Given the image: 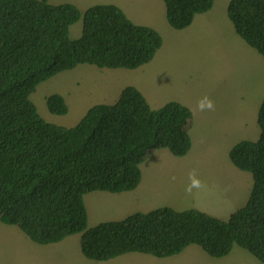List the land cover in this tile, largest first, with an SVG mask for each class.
<instances>
[{
	"label": "trees",
	"instance_id": "16d2710c",
	"mask_svg": "<svg viewBox=\"0 0 264 264\" xmlns=\"http://www.w3.org/2000/svg\"><path fill=\"white\" fill-rule=\"evenodd\" d=\"M163 1L170 26L183 29L214 0ZM227 13L236 32L264 56V0H230ZM80 19L82 34L71 38L69 28ZM161 46L157 30L133 22L114 4L82 12L68 2L0 0V220L43 245L82 232L83 254L99 261L129 252L168 257L196 244L212 257L237 245L264 263V98L259 138L229 151L237 168L252 173L253 186L227 220L162 206L87 228L85 194L135 189L140 164L155 149L188 153L192 111L178 101L153 109L137 88L126 86L115 103L95 104L65 127L47 122L30 95L39 83L82 63L136 69ZM46 104L55 114L68 111L58 94Z\"/></svg>",
	"mask_w": 264,
	"mask_h": 264
},
{
	"label": "rangeland",
	"instance_id": "374dc122",
	"mask_svg": "<svg viewBox=\"0 0 264 264\" xmlns=\"http://www.w3.org/2000/svg\"><path fill=\"white\" fill-rule=\"evenodd\" d=\"M217 1L220 2L222 11L226 13L229 0ZM99 2L117 5L127 17L134 20L133 22H141L142 25L143 23L150 24L154 19L158 21L159 15L167 22L163 0H99ZM82 28V19H80L70 26L69 36L74 39L80 37ZM164 38V48L162 50L159 48L155 59L144 68H101L94 64H78L72 69L61 71L39 83L30 95V99L47 122L71 127L93 105L115 103L121 90L126 86L137 88L153 109L169 101H198L203 96H208L216 107L219 104H233L238 92L245 93L247 106L251 108L245 118L247 128L245 137L237 139H234L233 135L212 137L210 142L194 140L188 152L189 156L186 158L188 162L181 165L190 170L197 169L198 178L207 185L206 189L200 191L194 189L193 193L188 194L187 197L184 188L189 182L187 177L190 170L184 177L175 176L178 168L170 175L165 174L164 168L178 166L170 162L168 155L172 153L168 148H158L155 154L151 151L148 153L140 169L143 170V175L149 185L160 188L159 197L152 198L149 204L140 203L139 209H127L131 214L145 213L169 203L177 206L173 209L178 211L198 209L221 220L228 219L233 212L245 204L253 186L252 173L237 168L230 160L229 150L241 140L256 141L259 138L257 110L258 102L264 94V82L260 80V66L248 52L236 49L232 41H223L221 46L214 44L208 54H204L202 49L198 48L197 54H193L191 48L186 53V50L181 47L184 43L180 42L175 35L168 36L164 33ZM237 39L240 42L237 46L248 47L256 51L240 38ZM255 89L261 92L252 96L251 93ZM52 94L63 96L68 106L67 113L55 114L49 111L46 100ZM187 107L190 109L189 106ZM227 127L228 124L224 121L222 125L216 123L209 129L217 132ZM151 169L154 170L153 177ZM171 177H175L174 180H184L181 182V191L173 190L170 182L174 180ZM178 183L176 181L174 185ZM218 192L222 194L215 203L210 193L215 196ZM98 193L103 192L92 191L86 195V204L92 214L87 222L88 229L99 222L120 220L125 214L124 211H116L117 201L109 199L105 201L104 197H100V212L98 216H95L94 201L88 197ZM171 194L176 196L171 197ZM109 204L115 213L109 211ZM197 204L205 205L197 207ZM82 235V232H77L65 237L61 242L43 246V244L32 241L17 226L5 224L0 220V264H98L99 260L90 259L83 254ZM193 246L200 253L208 255L200 246L196 244ZM239 249L245 255L252 257L251 264H264L247 250L240 247ZM123 255H119L121 257L113 264H139L140 262V259H133V255ZM143 255L149 260L152 257L149 254ZM186 264H195L189 255L186 257Z\"/></svg>",
	"mask_w": 264,
	"mask_h": 264
},
{
	"label": "crops",
	"instance_id": "0c3cea01",
	"mask_svg": "<svg viewBox=\"0 0 264 264\" xmlns=\"http://www.w3.org/2000/svg\"><path fill=\"white\" fill-rule=\"evenodd\" d=\"M47 1L55 5L66 3V2L72 3L76 5L81 11L82 10L84 11L87 8L93 5H96V4H103L99 2V0H47ZM229 1L227 2L226 8L228 6ZM226 13L222 11L220 2L217 0H214L212 7L206 12L196 14L192 20V23L186 28H183V29L173 28L172 26H170L169 23H167L168 21L166 22L161 17V15L158 16V21L154 19L152 20V23L150 24L143 23V25H148L160 33V35L162 36V46L160 47L161 50L164 48V44H165L164 33H166L168 36L175 35L176 37H178L179 41L184 43V46L181 45V47L186 50V53L191 48L193 49L191 50V53L193 54H197V48L202 49L204 54H208L210 53V50L214 46V44L215 46H221V43L223 41H232L235 44L236 49H238L239 51L243 50L244 52H248L253 57V60L260 66V80L264 82V56L261 53H259L256 49H255L256 51H253L252 49L248 47L237 46L240 44L237 38H240L245 44L247 43L236 32L232 21L230 20L229 17H227L228 13L227 15ZM228 20H230L231 23ZM135 23L142 24L141 22H135ZM155 56L149 63H146L136 69L144 68L145 66L150 64L155 59ZM260 92L261 91H258L255 89L251 93V95L256 96ZM186 96H190V95H186ZM263 98H264V94H262L261 100L258 102L259 106ZM233 101H234L233 104L231 103H228L227 105L219 104L218 106L215 107L214 111L200 112L196 109L197 101L178 100V102L189 106L192 111V120L187 129L190 135V138H191V144H193L194 140L196 142L197 141H203V142L209 141L210 142L212 137H229L231 135L234 136V139L235 138L237 139L239 137H245L247 133L245 118H246L247 112L250 111L251 108L247 106V103L245 100V93L242 94L241 92H238ZM257 113H258V110H257ZM224 121L228 124V127L226 129H220L217 132H213L209 129L212 125L216 123H218L219 125H222ZM242 139H245V138H242ZM157 150L155 149L151 151V153L155 154L156 152H158ZM187 156H189V153H187L184 156H176L174 154L168 155V157L170 158V162L173 165H177L178 167L164 168L163 172L167 175H170L172 171L178 168L175 171L176 172L175 176L184 177L190 170V168L181 167V165L186 164L188 162L186 160ZM153 172L154 170L151 169L152 177H153ZM141 175L143 178L141 179V182H139L140 184H138V186L133 190L117 192V193L98 190L96 191V193L97 192H103V193L90 195L88 198L93 199L94 201V205H93L94 210H95L94 215L98 216V213L100 212V206H101L100 197H104L105 201H108V199L117 201L118 204L115 205L116 211L118 212L124 211L123 213H125L122 216V218H125L126 216L131 214L128 212L127 209H139L138 207L140 203L149 204L151 203L152 198L159 197L160 188L158 186L149 185L147 183V181L145 180V176L143 175L142 169H141ZM176 181H178L179 183L177 185H174ZM182 181L181 180L171 181L170 185H173V190L181 191ZM87 194L84 195V202L86 205L88 221H89V216L92 217V214L88 210V207L86 204ZM221 194H222L221 192H218L217 195L214 196L210 193L215 203L218 202ZM185 195H187L188 197L187 193ZM170 196L175 197L176 195L171 194ZM97 203H99V205H97ZM167 205L170 207L172 206V208L177 207L169 203H166V205L164 206H167ZM198 205H205V204H197V207ZM108 208L111 213H115L113 212L110 204ZM135 211H139V210H135ZM224 220H227V219H224ZM19 236H23V235H19ZM125 254L127 256L133 255V259H140L139 264H186V257L188 255L190 256V259L193 262H195V264H251V259H252V257L245 255L243 251H241V249H239V246L237 245H234L232 250L223 257H212L210 255H204L203 253H200V251H198V249H196V247H194L193 244L188 245L186 248H184L183 251H181L180 253L176 255H172L168 257H157V256L152 255V257H150V260L146 256L143 255L145 253L129 252ZM125 254L124 255L122 254V255L125 256ZM119 257L121 256H118L117 258H111L108 260L98 261V264H113Z\"/></svg>",
	"mask_w": 264,
	"mask_h": 264
},
{
	"label": "clouds",
	"instance_id": "9594fccd",
	"mask_svg": "<svg viewBox=\"0 0 264 264\" xmlns=\"http://www.w3.org/2000/svg\"><path fill=\"white\" fill-rule=\"evenodd\" d=\"M196 109L200 112L214 111L215 105L208 96H203L197 101ZM171 179L174 180L175 177H171ZM188 181L189 182L188 184H186L184 191L185 193L189 195L193 193L194 189L197 191H200V190H204L207 188V185L198 178V172H197V169L195 168L189 171Z\"/></svg>",
	"mask_w": 264,
	"mask_h": 264
}]
</instances>
